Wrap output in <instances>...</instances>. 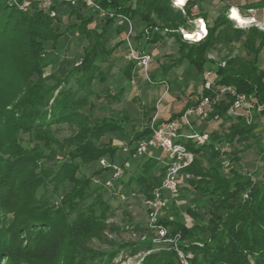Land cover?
Segmentation results:
<instances>
[{"label":"trees","instance_id":"obj_1","mask_svg":"<svg viewBox=\"0 0 264 264\" xmlns=\"http://www.w3.org/2000/svg\"><path fill=\"white\" fill-rule=\"evenodd\" d=\"M42 1L17 0V5H9L7 0H0V157L8 159L7 166L2 167L4 171L0 170V211L10 196L20 205L30 203L29 198L36 188L32 182L25 183L26 172L32 165H29L26 151L16 141L19 131L45 133L47 137L54 131L53 126L69 125L70 135L55 150L66 159L60 169L64 181L60 193L66 197L73 195L77 198L85 190L93 195V179L76 176L79 163L93 170L102 157L109 160L127 158L119 154V146L112 141L101 144L100 140L106 136L123 137L122 126L129 121L128 117H95L93 100V97L100 98L93 84L106 86L109 75L104 65L109 64L110 57L122 44L121 41L109 46L112 34L124 35L126 27L117 26L114 18L99 16L81 3L72 5L64 0L51 1L55 16L50 17ZM95 1L106 11L141 23L142 29L131 38L140 52L146 53L150 45L165 38L174 40L178 57L171 59L168 66L162 65L163 77L169 69L183 62L192 66L199 78L204 71L213 70L217 84L233 86L239 94L264 107V70L258 62V55L264 47V32L256 27L234 29L232 21L227 18L228 8L208 26L201 41L188 44L177 31L179 28L190 30L191 21L205 18L195 0H189L182 11L174 8L170 0ZM25 2H29L28 7L20 10L18 6ZM259 6H264V1L250 4L245 9ZM201 29L205 32L204 25ZM68 36L81 37L86 43L79 63L71 69L64 68L57 53L61 38ZM230 44H239L244 56L225 58L221 61L223 65L208 58L216 46ZM54 64H57L58 73L51 71L46 75V70L52 69ZM134 72L135 64L128 62L122 71L127 84H131ZM149 78L156 83L154 75ZM104 88V97L111 101L120 100L125 92L121 88L113 95L107 87ZM206 94L199 90L195 99L187 101L170 120L179 117ZM231 102L230 98L220 101L212 109L210 118L217 116L219 122L218 128L209 132V145L196 147L190 141H181L194 154L192 164L181 173L184 188L179 193V198H189V205L181 215L177 204L172 202L158 219V224L167 229L169 237L178 235L176 247L190 255L189 264L264 263V172H238L233 164L239 160L231 152L235 144L253 136L259 126V116L264 117V109L260 115L254 111V122L247 125L244 118L233 119L227 114ZM145 117L148 122L151 115ZM149 134L146 123L125 145L130 147ZM47 140L44 138L43 142ZM259 153L264 165V149ZM223 160L229 162L227 168L223 167ZM134 164L138 171L126 182V174ZM164 171L165 167L154 159L133 161L117 186L124 192L123 189L132 182L149 197L160 185ZM103 174L107 176L106 170L98 167L97 175ZM95 187L106 190L99 185ZM100 196L101 193H97L94 204L80 212L70 225L62 215H38L24 209L23 218H16L7 231L11 235L10 241L0 242V257L4 254L5 263L14 264L12 253L22 239L33 249L32 252L45 249L43 242L60 248L59 251L68 242H73L76 252L92 239L113 246L114 243L102 235L110 225L104 222L109 207ZM15 228L18 230L14 234ZM32 240L35 241L31 246ZM126 247V253L121 256L123 260L143 253L140 264H178L172 244L157 246L150 237H145ZM118 252L111 251L107 261L99 258L96 264H112ZM75 253H70L73 254L71 264H79L78 254L85 255L89 264H94L92 262L98 258L94 251Z\"/></svg>","mask_w":264,"mask_h":264},{"label":"rangeland","instance_id":"obj_2","mask_svg":"<svg viewBox=\"0 0 264 264\" xmlns=\"http://www.w3.org/2000/svg\"><path fill=\"white\" fill-rule=\"evenodd\" d=\"M7 1L9 5H17V0ZM20 7L21 5L18 6L19 9ZM240 13L245 15V12ZM189 25L190 27L195 26L193 23ZM232 25L236 29L233 22ZM121 41L122 44H120L115 50V53L110 57L109 64L104 65L109 75L106 86L93 84V89L100 96L99 99L93 97L96 106L94 112L95 117H121L124 115L128 117L129 121H125L122 126L123 137H120V135L106 136L100 140L101 144L112 141L116 146L125 145L133 134L147 123L148 118L145 115L149 117L157 112L158 117L161 115V117L167 118V115L177 112L187 100L195 99V94L200 90V78L196 75L195 69L186 62L172 67L166 72L164 77L162 76V65L168 66L171 63V59L178 57V46L173 39L169 38L164 39L163 42L156 44L154 47L150 45L146 51L151 57L147 75H154L156 83L154 82V85H149L145 81L143 71L135 68L131 84H127L122 74L123 69L128 63L123 35H113L109 46L116 45ZM187 43L193 44L197 42ZM85 46L86 43L81 37L68 36L61 38L57 53L60 54L62 64L65 66L64 68L71 69L78 63ZM236 55L244 56V52L240 50L239 44L218 45L209 53L208 58L222 63L221 61L223 59ZM56 70L57 64H54L52 69L48 68L46 70V75L51 73V71L58 73ZM162 85L163 87H161ZM104 87H107L113 95L121 88H124L125 92L120 100L111 101L104 97ZM162 90H168V94L161 99L162 101L159 104H156L157 100H160ZM195 125L199 130L208 132L218 128V123L214 125L211 123H195ZM53 127L54 131L50 132V136L47 135V137L45 133L38 134L33 131H26L25 133L19 131L16 133V141L26 151V155L29 157V165H32L29 166L32 167L31 170H27L26 172L25 178L27 179L25 183L28 181L32 182L31 184L36 186V188H34L29 198L30 203L20 205L18 201L14 200L15 198L13 196H10L7 204L1 208L0 242L10 241L11 235H8L7 231L11 229L16 218H23V214L25 213L24 209L27 212L32 211V213L38 215L46 214L51 217L62 215L63 220L70 225L80 212H83L87 207L94 204L95 196L100 192V197L109 207L107 219L104 222L110 225L102 235L108 241H112L114 243L113 246L92 239L90 242L81 245L80 250L76 252L73 248V242H68V245H65L60 251V248H55L43 242V248L45 249L39 251L34 250L32 252L33 249H30L31 247L29 245H25V239H22L18 244V249L12 253L15 256L13 257L14 264H61L62 260H64V264H71L73 254L70 253H88L89 251H94L98 255L97 260L92 262L96 264L99 262V258L107 261L109 253L114 250L117 252L122 251L118 252V257H116L112 264H140L144 256L143 253L125 258L124 260L121 259V256L126 253L127 245L140 241L142 237L152 238L155 236V233L151 232L148 228L146 209L143 202L144 198H147L146 195L131 182L130 186L123 189L127 198L120 200L107 190L97 189L95 187L96 184L91 182L93 195L90 196V191L85 190L77 198H74L73 195L63 196L60 193L64 185V181L60 175V169L66 159L55 150L57 148L56 146H59V143L70 135L71 130L68 124ZM44 138L48 139L47 142H43ZM260 149H264V117L259 120V126L253 131L251 138L243 143L235 144L231 149V152L239 160L233 164L234 168L242 174H253L255 171L264 172V165L260 159ZM101 159L107 158L102 157ZM7 161V157H0V170L4 171L2 167L7 166ZM78 165L77 177H90V179L97 178L101 180L105 176V174L97 175V165L93 170L88 169L81 163ZM137 171L138 168H135V164L132 165V170L126 174V182H128L127 179L130 176L136 175ZM178 183L179 193H182L184 188L182 177L179 178ZM179 195L177 211L182 215L189 205V198L182 199L179 198ZM12 203H16V206H12ZM70 208L73 209L70 211ZM27 215L29 216L28 213ZM17 230L18 228L14 229V234L17 233ZM39 237H41L40 240H43L42 235ZM34 241H30L31 246ZM63 249H65V252H63ZM40 253H43V255L38 256ZM77 256L79 257V264H89V261L84 258L85 255L78 254ZM0 264H6L4 254L0 257Z\"/></svg>","mask_w":264,"mask_h":264},{"label":"built area","instance_id":"obj_3","mask_svg":"<svg viewBox=\"0 0 264 264\" xmlns=\"http://www.w3.org/2000/svg\"><path fill=\"white\" fill-rule=\"evenodd\" d=\"M51 1L52 0H43L42 4L44 9L49 12L50 17H54L55 13L51 9ZM64 1L69 2L72 5L81 3L86 8L98 13L99 16L114 18L117 26L125 25L127 29L124 35V42L127 50L128 62H133L135 64V68L143 71L145 81L149 85L155 84L147 75L148 65L151 60L150 55L148 53L140 52L132 42L131 36L133 29L130 19L123 15L114 14L102 9L95 0ZM170 1L172 4V0ZM188 1L189 0H187V2ZM185 4L182 8L176 9L182 11ZM28 5L29 2H25L21 5L20 9L24 10L28 7ZM231 10L232 9H229L227 12L228 19ZM238 14L241 18H253L252 9L246 10L245 15H242L239 11ZM232 22L236 27L235 21ZM250 27H257L256 21ZM204 28L205 32L202 38L198 41L187 39L186 33L188 32H186L183 28H179L177 32L181 35L183 41L199 42L206 35L207 30L205 25ZM197 30H201V26L198 27ZM216 81L217 76L213 70L204 71L200 77V90L205 91L207 93L206 95L196 100L194 104L188 106L181 113V115L175 119L160 120L158 113L155 112L151 115L147 122V126L150 130L149 136L134 142L130 147L127 145L119 146V154L127 157L125 160L118 157L113 160H99L98 167L106 170L107 176L101 180H98L97 178H93L92 180L94 184L102 186L120 200H125L127 195L119 190L117 184L122 178L125 170L131 167V162L149 158L158 161L159 164H162L165 167V171L160 185L153 189L149 197L144 198L143 202L146 209L148 228L151 232L155 233V236L151 238L152 243L157 246L162 244H172L176 253L178 264H189L190 255L181 252L176 247L178 235L169 237L167 229L158 224V219L163 212L168 209L170 203L174 202L177 204L179 195L178 180L181 177L182 171L188 168L194 159V154L189 151L185 145L181 143V141H190L196 147L210 144V133L198 130L195 123H218L219 118L217 116L210 118V113L220 101H226V99L229 98L232 99L227 114L233 119L238 117L244 118L247 125L254 122V111L260 115L261 111L264 109V107L258 105L255 100H252L243 94H239L233 86L219 85ZM162 84H164V82H162ZM160 102L161 99L157 101L156 104H159ZM261 118L262 116H259V120ZM157 153H159V155ZM222 165L224 168H227L229 162L227 160H223ZM144 239L145 237L141 238V240Z\"/></svg>","mask_w":264,"mask_h":264},{"label":"crops","instance_id":"obj_4","mask_svg":"<svg viewBox=\"0 0 264 264\" xmlns=\"http://www.w3.org/2000/svg\"><path fill=\"white\" fill-rule=\"evenodd\" d=\"M195 1H197V3L199 4V7L201 9L200 12L205 15V18H198V19H195V20L191 21L190 23H193L195 26L194 27H190V30H185L188 33H191L193 31H194V33H198L200 31H203V29L197 30L198 27H200L201 25H205L206 28L208 26H210L212 24V22L216 19V17L220 14V12L225 10V8L236 9L239 12L244 13L247 10L245 8H247L248 5L260 3V2H262L264 0H195ZM196 10H197V8L194 7V11H196ZM252 10H253L252 16L255 19L256 23H257V27L256 28L258 30L264 32V6H259V7H256V8H252ZM130 21H131V24H132L133 36H134L135 32H137V31L139 32L142 29V25L137 20H130ZM200 22H202V24ZM258 25H260V26H258ZM126 29H127V27H126ZM113 35H117V34L113 33L112 34V39H113ZM124 35H123V37H124ZM161 42H163V41H161ZM155 45H151V46L154 47ZM258 62H259L260 68L262 70H264V47L262 48V50L260 51V53L258 55ZM161 87H163V85ZM167 94H168V90H162L160 99H163ZM157 101H159V100H157ZM187 101L180 107V109L177 112H174V113L169 114V115L166 114L168 116L167 118L161 117V115H160L159 116L160 120H168L174 114H178L180 112L181 108L187 103ZM159 113H160V111H159ZM211 124H213V123H211ZM202 131H204V130H202ZM119 146H121V145H119ZM157 154L159 155V153H157Z\"/></svg>","mask_w":264,"mask_h":264},{"label":"clouds","instance_id":"obj_5","mask_svg":"<svg viewBox=\"0 0 264 264\" xmlns=\"http://www.w3.org/2000/svg\"><path fill=\"white\" fill-rule=\"evenodd\" d=\"M187 0H172V5L175 8H182ZM229 19L235 21L236 27L239 29H246L255 23L254 18H241L238 14V10L232 9L229 13ZM260 26V25H258ZM190 39L192 37H189ZM201 36H196L195 39H200Z\"/></svg>","mask_w":264,"mask_h":264},{"label":"bare ground","instance_id":"obj_6","mask_svg":"<svg viewBox=\"0 0 264 264\" xmlns=\"http://www.w3.org/2000/svg\"><path fill=\"white\" fill-rule=\"evenodd\" d=\"M203 34H204V30L203 31H200L198 33H194V32H192V33H186L187 39L194 40V41L200 40L202 38ZM196 36H201V38L200 39H195ZM189 37H192V38L190 39Z\"/></svg>","mask_w":264,"mask_h":264}]
</instances>
